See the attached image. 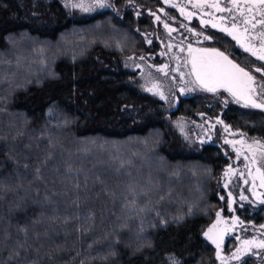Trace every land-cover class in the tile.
<instances>
[{
	"label": "trees",
	"instance_id": "16d2710c",
	"mask_svg": "<svg viewBox=\"0 0 264 264\" xmlns=\"http://www.w3.org/2000/svg\"><path fill=\"white\" fill-rule=\"evenodd\" d=\"M165 1L0 0V264H219L203 233L229 192L250 202L241 221L264 226L249 169L224 187L238 145L264 147V110L225 90L160 100L136 69L160 64L167 28L188 38L185 26L212 37L201 50L264 65ZM207 120L203 143L192 125Z\"/></svg>",
	"mask_w": 264,
	"mask_h": 264
},
{
	"label": "rangeland",
	"instance_id": "374dc122",
	"mask_svg": "<svg viewBox=\"0 0 264 264\" xmlns=\"http://www.w3.org/2000/svg\"><path fill=\"white\" fill-rule=\"evenodd\" d=\"M81 1H91L97 6L95 0ZM167 1L176 4L177 9L179 12H182L186 19V23L196 19L201 28H211L224 33L235 42L237 48L264 65V61L259 59L260 55H264V23H262L264 21V5L258 3L257 0H235V2L228 0L229 5L227 9L220 4V0ZM177 3L181 4L177 5ZM216 4H218L219 8L225 10L218 11L217 7L212 6ZM186 6L191 8H187ZM205 8H208V10L206 11ZM224 12H228L229 15L224 16L222 14ZM202 21L206 23H201ZM244 21H248V23L246 24ZM233 23H235V27H233ZM214 24L216 27H213ZM167 29L168 34L166 33L165 43L162 44V49L158 53L160 64L156 65L151 59L142 58L143 61L137 62L136 69L144 76L145 91L147 93L156 96L160 100L166 101L172 98L176 101L178 96L191 95L196 89H206L196 81L194 75H190L192 55L202 54L200 52L190 54L189 47L181 43L188 42L192 49L201 50L202 48L199 44L207 39L204 38V35L193 29L189 31L191 29L189 26H185L184 29L188 33V38H185L182 34L174 33L175 30L173 28L168 27ZM169 29H172V31H169ZM254 52L256 53L255 55H253ZM255 69H252L255 73V87H259L260 82L257 78L258 76L264 77V75L256 72ZM255 98L260 100L259 96ZM216 122L208 120L194 122L192 129L196 138L203 143L210 142L214 136V125ZM226 136L233 143H236V139L240 135L228 130ZM242 146V144L238 145L239 149ZM245 159L243 158V162L238 160L237 157L231 160L230 165L225 170V188L228 187L229 181L232 178L239 177L243 180L242 176L244 175L242 174L244 173V169H246ZM248 203L250 202L246 197L236 199L230 192L227 193V214L223 215L219 212V217L216 215L213 223L203 233V238L213 246L219 264H240L249 255L256 257L258 264H264V255L260 258L256 255V252L259 250H264V246H262L264 245V227L245 224L235 214L234 208H236V205L242 208ZM213 225H215V228H212ZM210 228L212 229L211 232H209ZM248 233L252 234V237L246 238ZM209 236L218 240L219 248L213 243L212 239H209ZM231 237L236 240L237 246L232 252L226 254L224 253V246L226 240Z\"/></svg>",
	"mask_w": 264,
	"mask_h": 264
},
{
	"label": "snow or ice",
	"instance_id": "6c2138e0",
	"mask_svg": "<svg viewBox=\"0 0 264 264\" xmlns=\"http://www.w3.org/2000/svg\"><path fill=\"white\" fill-rule=\"evenodd\" d=\"M232 2H235V0H232ZM257 2L261 5H264V0H257ZM95 3L101 8L106 6L105 0H95ZM76 6L83 7L82 4L73 5V7ZM212 6L217 7L218 11L225 10L219 8L218 4ZM181 11H183V9H181ZM157 19H159V17H157ZM244 22L246 24L248 23V21ZM201 23L206 22L202 21ZM262 23H264V21H262ZM165 27H168V25L165 24ZM213 27H216V25L214 24ZM233 27H235V23H233ZM253 27H255V25H253ZM169 31H172V29H169ZM189 31H191V29H189ZM245 31H247V29H245ZM204 38L212 39V37L208 36ZM169 47H171V45H169ZM189 51L190 54L200 51H203L204 53L210 51L213 54L212 57L206 55H192L191 60L190 75H194L196 77V81L203 87H205L207 91L215 92L218 88H223L233 97H236L238 101L240 99H243L246 106L264 110V84L259 85V87H254L253 85L255 82V77L248 71H245L243 67H240L238 64L233 63L228 58V56L224 55L223 52H220L217 49L197 50L192 49L189 45ZM255 54L256 53L254 52L253 55ZM259 59L264 61V55H260ZM255 71L264 75V66L256 68ZM256 96H259L261 98L259 102L255 98ZM257 171L260 170L257 169ZM261 186H264V172L261 173ZM219 215L220 214L217 213V217H219ZM212 228H215V225H213ZM211 231L212 229L210 228L209 232ZM209 239H212L213 243H215L217 245V248H219L218 240L213 239L212 236H209ZM170 260L171 264H178V262L175 261L174 258H170Z\"/></svg>",
	"mask_w": 264,
	"mask_h": 264
},
{
	"label": "flooded vegetation",
	"instance_id": "af4514ba",
	"mask_svg": "<svg viewBox=\"0 0 264 264\" xmlns=\"http://www.w3.org/2000/svg\"><path fill=\"white\" fill-rule=\"evenodd\" d=\"M211 49H214V48H210L208 50H211ZM200 53L202 55H206L209 57H212V55H213L210 51L207 53L200 51ZM233 61L237 64V62L235 60H233ZM245 70L254 76L255 73L253 70L252 71H249L247 69H245ZM253 86L255 87V82H254ZM252 108H254V107H252ZM254 109L257 110L259 108H254ZM262 146H263V144H260V146L255 145V144H246V145H243L241 147V149H239L241 151V153L246 155V157H245L246 158L245 159L246 166L245 167L249 168L248 173L251 175L250 180H249V184H248L250 192H251V194L258 196L259 199L261 197H264V186H261V173L264 172V147H262ZM257 169H259L260 171H257Z\"/></svg>",
	"mask_w": 264,
	"mask_h": 264
},
{
	"label": "water",
	"instance_id": "95a60500",
	"mask_svg": "<svg viewBox=\"0 0 264 264\" xmlns=\"http://www.w3.org/2000/svg\"><path fill=\"white\" fill-rule=\"evenodd\" d=\"M224 55H226V54H224ZM227 56V55H226ZM233 63H235L230 57H228ZM236 64V63H235ZM246 71V70H245ZM224 90L223 88H218L217 90Z\"/></svg>",
	"mask_w": 264,
	"mask_h": 264
}]
</instances>
